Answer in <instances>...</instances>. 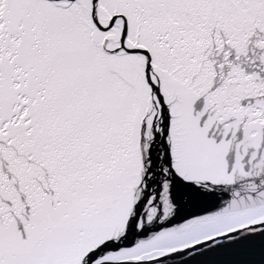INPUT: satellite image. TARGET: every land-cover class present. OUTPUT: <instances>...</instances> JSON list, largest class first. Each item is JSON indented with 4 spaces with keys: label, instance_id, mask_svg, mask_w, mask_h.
I'll return each instance as SVG.
<instances>
[{
    "label": "snow or ice",
    "instance_id": "1",
    "mask_svg": "<svg viewBox=\"0 0 264 264\" xmlns=\"http://www.w3.org/2000/svg\"><path fill=\"white\" fill-rule=\"evenodd\" d=\"M0 264H264V0H0Z\"/></svg>",
    "mask_w": 264,
    "mask_h": 264
}]
</instances>
